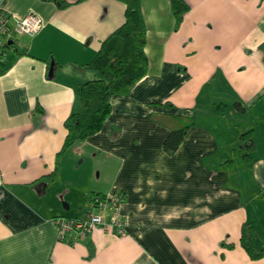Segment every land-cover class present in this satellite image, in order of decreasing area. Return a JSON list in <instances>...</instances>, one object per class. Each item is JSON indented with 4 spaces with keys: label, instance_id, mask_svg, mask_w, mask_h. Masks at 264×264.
<instances>
[{
    "label": "crops",
    "instance_id": "crops-1",
    "mask_svg": "<svg viewBox=\"0 0 264 264\" xmlns=\"http://www.w3.org/2000/svg\"><path fill=\"white\" fill-rule=\"evenodd\" d=\"M66 1L0 0L43 22L14 38L0 75V264H264L241 245L252 223L264 248V0H184L178 29L171 0H143L148 74L112 98L101 132L59 156L76 91L98 78L87 65L126 10ZM166 115L195 122L174 155ZM112 192L124 194L125 235L59 239L56 218H82L92 195Z\"/></svg>",
    "mask_w": 264,
    "mask_h": 264
},
{
    "label": "trees",
    "instance_id": "trees-1",
    "mask_svg": "<svg viewBox=\"0 0 264 264\" xmlns=\"http://www.w3.org/2000/svg\"><path fill=\"white\" fill-rule=\"evenodd\" d=\"M54 1L60 9L70 5L66 0ZM123 1L126 4L125 22L102 43L96 57L87 65L97 72L98 78L83 83L77 89L76 95L81 109L73 112L65 121L68 134L59 156L101 132L112 112V98L130 93L136 83L148 74L147 26L142 7L143 0ZM171 6L178 29L185 14L190 11V6L184 0H171ZM6 70L4 61L0 59V75ZM164 105L172 106L170 102ZM237 106L242 108L240 104ZM160 120L171 129L170 135L164 142V150L168 155H174L195 122L193 118L178 115L161 116ZM248 134L241 135L240 139L242 143L240 153L243 158L250 156L249 151L252 149L251 145L246 144ZM232 163L228 161L224 166L227 167ZM56 173L57 170L50 178H54ZM241 245L252 260H259L264 256V248L255 245L252 223L243 225Z\"/></svg>",
    "mask_w": 264,
    "mask_h": 264
},
{
    "label": "built area",
    "instance_id": "built-area-1",
    "mask_svg": "<svg viewBox=\"0 0 264 264\" xmlns=\"http://www.w3.org/2000/svg\"><path fill=\"white\" fill-rule=\"evenodd\" d=\"M43 28L42 19L35 13L17 18L0 6V59L3 60L10 43L18 36H34ZM124 200L122 192L94 194L89 199L88 208L82 218H56L59 239L71 241L83 239L94 231L102 229L123 236L127 232V222L120 216V206ZM73 238L71 239L70 237Z\"/></svg>",
    "mask_w": 264,
    "mask_h": 264
},
{
    "label": "water",
    "instance_id": "water-1",
    "mask_svg": "<svg viewBox=\"0 0 264 264\" xmlns=\"http://www.w3.org/2000/svg\"><path fill=\"white\" fill-rule=\"evenodd\" d=\"M10 44H12V42Z\"/></svg>",
    "mask_w": 264,
    "mask_h": 264
},
{
    "label": "bare ground",
    "instance_id": "bare-ground-1",
    "mask_svg": "<svg viewBox=\"0 0 264 264\" xmlns=\"http://www.w3.org/2000/svg\"><path fill=\"white\" fill-rule=\"evenodd\" d=\"M119 236V235H118Z\"/></svg>",
    "mask_w": 264,
    "mask_h": 264
}]
</instances>
